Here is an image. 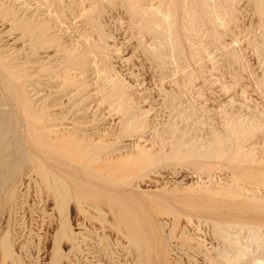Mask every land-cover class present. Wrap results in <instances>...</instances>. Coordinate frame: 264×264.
Wrapping results in <instances>:
<instances>
[{
    "label": "rangeland",
    "instance_id": "1",
    "mask_svg": "<svg viewBox=\"0 0 264 264\" xmlns=\"http://www.w3.org/2000/svg\"><path fill=\"white\" fill-rule=\"evenodd\" d=\"M0 264H264V0H0Z\"/></svg>",
    "mask_w": 264,
    "mask_h": 264
},
{
    "label": "bare ground",
    "instance_id": "2",
    "mask_svg": "<svg viewBox=\"0 0 264 264\" xmlns=\"http://www.w3.org/2000/svg\"><path fill=\"white\" fill-rule=\"evenodd\" d=\"M64 128H65V127H64ZM73 128H74V126H73ZM62 129H63V128H62ZM62 129L59 130V131H62V132H63L64 129H63V130H62ZM68 129H69V128H68ZM69 131H70V130H69ZM83 131H84V130H83ZM68 134H70V133H68ZM63 135H64V134H63ZM81 135H82V134H81ZM84 135H85V134H84ZM88 136L90 137V135H88ZM73 137H74V136H73ZM72 139H74V138H72ZM79 144H80V142H79ZM76 145H77V144H76ZM74 146H75V145H72L73 148H74ZM61 148H63V146H62ZM114 149H115V148H114ZM104 152H105V151H104ZM109 152H110V151H109ZM114 152H115V151H114ZM102 153H103V152H102ZM102 153H100V154H102ZM104 155H105V154H104ZM106 155H107V154H106ZM109 155L111 156V152H110ZM69 156H70V155H69ZM69 156H68V158H70ZM90 156H91V155H90ZM99 156H100V155H99ZM102 156H103V155H102ZM112 156H113V155H112ZM68 158H67V159H68ZM103 158H104V157H103ZM105 158H106V157H105ZM86 159H87V158H86ZM90 159H92V157H91ZM96 159H97V158H96ZM73 160H74V159H73ZM87 160H88V159H87ZM103 160H104V159H103ZM88 161H89V160H88ZM92 161H93V160H92ZM97 161H98V160H97ZM100 161H101V160H100ZM79 162H80V160H79ZM95 162H96V161H95ZM95 162H94V163H95ZM101 162H102V161H101ZM74 163H76V162H74ZM94 163H93V164H94ZM98 163H100V162H98ZM86 164H88V163H86ZM93 164H92V165H93ZM106 164H107V163H105V165H106ZM70 165H71V164H70ZM108 165H109V164H108ZM96 167H97V166H95V168H96ZM123 167H124V166H123ZM100 168H101V167H100ZM105 168H107V167H105ZM90 170H91V169H90ZM97 170H99V169H97ZM116 170H117V169H116ZM106 171H107V170H106ZM109 171H110V170H109ZM111 171H112V170H111ZM45 172H46V171H45ZM91 172H92V171H91ZM94 172H95V171H94ZM100 172H101V171H100ZM43 173H44V172H42V174H43ZM49 173H50V172H49ZM63 173H65V172H63ZM86 173H87V172H86ZM96 173H97V172H96ZM102 173H103V172H102ZM47 174H48V172H47ZM47 174H46V175H47ZM99 174H100V173H99ZM106 174H107V173H106ZM65 175H68V174L66 173ZM101 175H102V174H101ZM107 175H108V174H107ZM50 176H51V175H50ZM69 176H71V175H69ZM79 177H80V176H79ZM110 179H111V178H110ZM111 180H113V179H111ZM86 181H87V179H86ZM84 182H85V181H84ZM85 185H86V184H85ZM56 187H57V186H56ZM85 190H86V188H85ZM87 190H88V189H87ZM90 191H91V190H90ZM96 191H97V190H96ZM101 191H102V190H101ZM103 191H104V190H103ZM98 193H99V192H98ZM107 200H109V199L107 198ZM107 200H106V201H107ZM109 201H110V200H109ZM113 203H114V202H113ZM108 206H109V205H108ZM112 206H114V205L112 204ZM112 206H111V207H112ZM112 210H113V212H114V209H112ZM241 228L243 229V227H241ZM221 229H222V228H221ZM223 230H224V229H223ZM219 231H220V229H219ZM220 233H221V231H220ZM225 233H226V230H225ZM221 235L223 236V234H221ZM225 237H226V236H225ZM262 237H263V236H262Z\"/></svg>",
    "mask_w": 264,
    "mask_h": 264
}]
</instances>
